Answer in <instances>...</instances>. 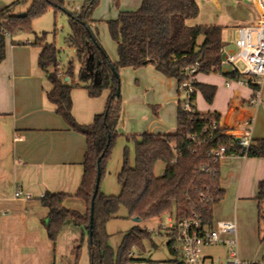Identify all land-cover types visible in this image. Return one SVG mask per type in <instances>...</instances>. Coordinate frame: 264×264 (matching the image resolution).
<instances>
[{
    "label": "trees",
    "instance_id": "1",
    "mask_svg": "<svg viewBox=\"0 0 264 264\" xmlns=\"http://www.w3.org/2000/svg\"><path fill=\"white\" fill-rule=\"evenodd\" d=\"M18 2L0 9V62L6 56L8 37L28 31L30 20L49 8H62L58 0H33L25 16L18 17L11 14L12 6ZM95 4L96 0H90L78 13L69 14L70 32L65 42L77 57V81H74L72 61L64 69L69 82L59 78V51L55 44L44 41V34L35 36L32 43L41 48L38 66L52 86L47 92L48 100L72 129L85 136L87 144L81 184L74 195L85 202V213L66 208L64 200L67 195L62 193L47 191L40 202L48 209L45 230L50 241L54 243L66 225L81 230V237L72 249L71 264H78L83 239L90 230L89 264H128L131 260L129 252L134 247L142 249V241L150 238V233L134 228L123 236L118 251L114 252L108 246L109 235L105 226L116 217L120 208L125 210L128 218L140 221L171 211L180 216L198 218L209 225L213 206L223 199L224 190L219 182V163H211L207 154L221 145H225L227 156L243 155L244 152L234 141L228 143L230 136L208 129L209 119H217L218 115L196 110L195 95L191 97L192 113L184 112L178 101L174 133L144 132L138 138L128 137L134 143L135 163L131 166L127 158L124 159L118 174L121 186L118 195H105L98 188L90 228L97 172L100 171L101 178L120 120V101L116 97L119 81L115 72L121 68L152 66L178 85L184 80L183 70L195 63L198 66L196 74H222L221 49L224 45L222 27L193 23L199 14L197 0H141L137 10L120 12L116 19L107 22L109 35L117 46V60L111 62L92 30L91 14ZM223 76L236 78L227 73ZM82 84L91 97L100 95L104 89L109 90L104 111L96 114L88 125L77 124L71 114V91ZM248 85L257 88L250 80ZM195 86L200 87L196 82ZM204 94L211 102L212 93ZM191 135H195V139H191ZM246 156L264 157V140L251 143ZM158 164L163 165L161 174L156 173ZM208 164L213 168L212 172H202L201 166ZM255 200L260 224L264 222V181L258 184Z\"/></svg>",
    "mask_w": 264,
    "mask_h": 264
},
{
    "label": "crops",
    "instance_id": "2",
    "mask_svg": "<svg viewBox=\"0 0 264 264\" xmlns=\"http://www.w3.org/2000/svg\"><path fill=\"white\" fill-rule=\"evenodd\" d=\"M214 1V24L222 27V48L234 50L237 27L253 24L255 14L244 1L243 5L240 0L226 2L229 12L221 9L224 6L218 0ZM193 23L203 24L199 18ZM7 39L6 56L0 62V264H71L72 249L81 230L66 225L56 241H50L45 230L48 209L40 198L47 191L62 193L67 195L66 208L85 213V202L74 195L83 176L86 138L72 129L48 100L47 92L52 86L38 66L41 48L29 39ZM238 66L243 67L241 63ZM147 67L155 70L152 66L142 68ZM167 80L177 91L176 81ZM249 80L253 83V79ZM195 81L200 86L195 93L196 110L217 114L224 134L239 138L248 131L252 144L264 140V79L260 102L255 105L251 103L254 88L248 84L232 81L226 86L225 76L218 73H198ZM204 92L212 93L211 102ZM96 97L72 89L71 114L77 124L88 125L102 113ZM219 176L224 197L217 204H245L251 211L255 205L257 209L255 197L258 184L264 181V157L225 156L219 162ZM16 187L21 191L19 197L14 195ZM256 218L258 221V212ZM230 220L236 221L238 241L236 216ZM83 244L88 253V238L83 239ZM243 259L263 260L264 251L245 254Z\"/></svg>",
    "mask_w": 264,
    "mask_h": 264
},
{
    "label": "rangeland",
    "instance_id": "3",
    "mask_svg": "<svg viewBox=\"0 0 264 264\" xmlns=\"http://www.w3.org/2000/svg\"><path fill=\"white\" fill-rule=\"evenodd\" d=\"M15 1H19L11 8V14L18 16L21 13H27L33 0H0V9L11 6ZM62 3L61 9L47 10L39 17L30 20L29 30L21 31L13 35L14 39H29L33 43L35 36L44 34V41L55 44L58 52L59 78H64V69L69 61L73 62L75 78L77 81L78 61L71 48L66 45L65 39L69 34V14L78 13L82 7L90 0H58ZM222 4L221 9L224 12L230 10L226 2L235 0H218ZM199 5L198 18L205 26H215L217 22V7L214 0H197ZM241 5L244 3L239 1ZM141 0H96L92 9L91 20L92 30L96 33L97 39L111 62L117 60L116 43L111 39L108 31L107 22L116 19L118 14L123 11H134L138 9ZM251 9L250 7H248ZM53 9V8H52ZM195 20V21H196ZM212 21V22H211ZM219 21V20H218ZM230 30V29H229ZM9 38V37H8ZM9 41V39H7ZM227 68V67H225ZM148 70V71H146ZM151 70V71H150ZM152 72V73H151ZM118 74V88L120 101V120L117 125V136L113 141L110 155L106 161L105 169L100 178L99 190L105 195H118L121 186L118 182V174L121 171L124 159L127 158L129 165L135 163V150L132 140L129 136H138L144 132L155 134L174 133L177 128V101H181L183 94L175 90L172 81L153 70L151 67L145 69L121 68ZM47 81L46 76L44 75ZM75 89V88H74ZM76 90H82L88 95L83 84L76 87ZM109 90L104 89L95 100L101 102L102 110L106 106ZM163 165L156 166V173L161 174ZM257 209L254 205L253 210L247 205L226 206L215 204L212 209V222L218 220H230L236 216L238 225L237 250L241 259L245 254L264 251V222L258 223L256 218ZM253 214V222H251ZM167 214L149 220L134 221L128 218L123 208H120L116 217L106 223L105 230L109 235L108 246L114 251L118 247L125 234L139 228L143 231L150 230V238L142 241V249L136 248L135 253L141 255L147 260H166L170 254L165 237L160 230V220L165 221ZM88 238L87 234L85 235ZM84 245V244H83ZM82 245L78 264H89L88 253ZM225 249L218 246H209L204 248L205 255L212 256L215 259H221Z\"/></svg>",
    "mask_w": 264,
    "mask_h": 264
},
{
    "label": "built area",
    "instance_id": "4",
    "mask_svg": "<svg viewBox=\"0 0 264 264\" xmlns=\"http://www.w3.org/2000/svg\"><path fill=\"white\" fill-rule=\"evenodd\" d=\"M244 1L255 14V22L237 27V37L235 39V49H221V73L236 76V78L225 77L226 86H230L232 81L238 84H248L249 79L257 86L254 89L252 104L260 102V85L264 79V0H240ZM241 63L243 67H239ZM227 67V68H225ZM197 63L183 70L184 80L178 84L177 91L183 94L180 101L181 109L186 113L194 111L191 97L195 95V75ZM203 117H201L202 119ZM208 129L219 131L224 134L219 125V119L210 118ZM226 135V134H225ZM228 136V135H227ZM195 139V135L190 136ZM235 139V140H234ZM246 152L251 144L249 132L246 131L239 138L230 136L228 143L233 142ZM211 163H219L227 156L225 145L211 149L208 154ZM202 172H212V167L201 166ZM15 197L21 195L19 187L15 188ZM166 220H160V230L165 237L169 258L166 260H147L141 255L136 254V247L129 252L131 258L128 264H264L263 260L250 261L241 259L237 250L236 221L218 220L207 225L195 217H185L174 212H166ZM149 233L152 231L148 230ZM218 246L225 249L221 259L203 253L204 248Z\"/></svg>",
    "mask_w": 264,
    "mask_h": 264
},
{
    "label": "water",
    "instance_id": "5",
    "mask_svg": "<svg viewBox=\"0 0 264 264\" xmlns=\"http://www.w3.org/2000/svg\"><path fill=\"white\" fill-rule=\"evenodd\" d=\"M25 13H21L19 15V17H24ZM115 75L118 76V74L115 72ZM68 78H66L64 81H67ZM116 97H119V88L117 87L116 90ZM99 183H100V171L98 170L97 172V177H96V184H95V190H94V194L92 196V201H91V214H90V228H91V224H92V209H93V203H94V198L96 195V192L98 191L99 188ZM134 221H140L138 218H133ZM88 237H91V230L88 232Z\"/></svg>",
    "mask_w": 264,
    "mask_h": 264
}]
</instances>
